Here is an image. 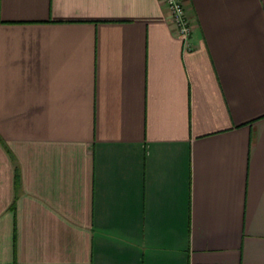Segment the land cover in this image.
<instances>
[{
	"label": "crops",
	"instance_id": "crops-1",
	"mask_svg": "<svg viewBox=\"0 0 264 264\" xmlns=\"http://www.w3.org/2000/svg\"><path fill=\"white\" fill-rule=\"evenodd\" d=\"M184 3L0 0V264H264V0Z\"/></svg>",
	"mask_w": 264,
	"mask_h": 264
},
{
	"label": "built area",
	"instance_id": "built-area-1",
	"mask_svg": "<svg viewBox=\"0 0 264 264\" xmlns=\"http://www.w3.org/2000/svg\"><path fill=\"white\" fill-rule=\"evenodd\" d=\"M170 11L172 21L177 29V33L183 40L184 45L188 49H192L191 35L193 25L188 15L187 7L184 0H162Z\"/></svg>",
	"mask_w": 264,
	"mask_h": 264
},
{
	"label": "trees",
	"instance_id": "trees-1",
	"mask_svg": "<svg viewBox=\"0 0 264 264\" xmlns=\"http://www.w3.org/2000/svg\"><path fill=\"white\" fill-rule=\"evenodd\" d=\"M18 172V175H19V171H17Z\"/></svg>",
	"mask_w": 264,
	"mask_h": 264
}]
</instances>
